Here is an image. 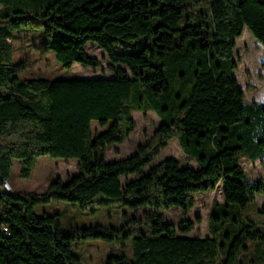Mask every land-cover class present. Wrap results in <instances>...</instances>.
<instances>
[{"label":"trees","instance_id":"16d2710c","mask_svg":"<svg viewBox=\"0 0 264 264\" xmlns=\"http://www.w3.org/2000/svg\"><path fill=\"white\" fill-rule=\"evenodd\" d=\"M200 6L210 9L208 21L201 14L180 26ZM245 28L264 49V0H0V264H82L76 242L126 236L124 226L100 224L65 233L58 213H35L51 201L151 208L145 220L129 223L128 233L137 232L132 255L111 254L105 264H244L249 242L259 251L264 219L237 218L264 194V178H250L242 164L264 158V103L246 102L234 75ZM30 29L42 30V51L66 67L101 66L86 50L95 43L112 76L20 78L30 60L15 61L13 34ZM151 108L161 119L154 135L130 156L108 161V147L134 132V110ZM175 137L197 167L166 158L144 172ZM44 155L73 159L78 173L43 192L5 190L15 159L28 179ZM219 184L224 200L213 205L210 236H183L192 221L176 227L158 213L177 206L185 217L195 195Z\"/></svg>","mask_w":264,"mask_h":264},{"label":"rangeland","instance_id":"374dc122","mask_svg":"<svg viewBox=\"0 0 264 264\" xmlns=\"http://www.w3.org/2000/svg\"><path fill=\"white\" fill-rule=\"evenodd\" d=\"M208 21L211 15L208 6H200L184 14L180 26L187 22L197 23L202 20ZM45 37L40 29L16 30L13 34L14 58L18 62L22 59L30 60V66L17 72L20 78H77V77H101L112 76L107 69L109 60L106 53L95 43L90 42L86 46L88 54L100 59L101 66L98 68L83 67L80 63L75 62L71 67L63 66L55 57L53 51L43 52ZM234 59L237 62V68L234 75L243 86L246 102L264 103V49L263 45L253 36L252 32L245 28L242 35L237 38V45L234 50ZM136 128L127 141L121 144H113L108 147L106 159L113 161L133 154L139 145L147 142L155 133V130L161 122L160 116L154 109L145 111L134 110ZM95 125V124H94ZM166 158H174L182 165H188L193 168L197 167V162L190 158L183 151L179 139L173 138L169 144L161 150L156 158L144 168V172ZM242 164L247 175L252 179L259 177L264 178V158L251 161L249 158H242ZM20 162L15 159L12 166L9 182L16 194H24L30 191L43 192L49 183L56 178L67 180L71 175L78 173L77 162L73 159L53 158L48 155L41 156L37 159L32 176L28 179L19 176ZM133 177V175H132ZM125 179H122L124 182ZM14 193V192H12ZM223 194L220 184L215 191H206L195 195V206L184 217L181 209L177 206L169 210L160 209V213L166 221L173 223L176 227L184 218L193 222L194 228L187 232L181 233L188 237H206L210 236V215L215 203L223 202ZM264 203V194H258L256 200L248 203L244 208H238L241 215H238L240 222L250 220H263L264 213L260 212V207ZM35 213L42 215L58 213L62 229L67 233L71 226H89L103 225L105 227L121 228L126 236L121 233H115L121 236L113 241L107 242L102 239L86 240L76 242L73 246V253L80 259L82 264H105L111 254L132 255V240L137 235L136 231L129 232V223L133 218L144 219L146 213L151 208L144 206L139 209H132L122 203H113L107 206H89L82 209L74 206L67 201H51L45 204H39L34 209ZM235 226V224H234ZM237 226V225H236ZM233 225L228 223L226 229H232ZM222 232L217 234L219 243L225 240ZM249 250L243 252L240 256L244 264H264L261 254L264 250V244L257 247L248 243ZM261 250V251H260ZM223 253L220 251V258ZM255 261H251V259Z\"/></svg>","mask_w":264,"mask_h":264},{"label":"built area","instance_id":"2783aa9c","mask_svg":"<svg viewBox=\"0 0 264 264\" xmlns=\"http://www.w3.org/2000/svg\"><path fill=\"white\" fill-rule=\"evenodd\" d=\"M4 188H5V190H7L8 192H14V190L12 189L11 184H5V182H4Z\"/></svg>","mask_w":264,"mask_h":264},{"label":"bare ground","instance_id":"6f19581e","mask_svg":"<svg viewBox=\"0 0 264 264\" xmlns=\"http://www.w3.org/2000/svg\"><path fill=\"white\" fill-rule=\"evenodd\" d=\"M5 184H9L8 182H5Z\"/></svg>","mask_w":264,"mask_h":264}]
</instances>
